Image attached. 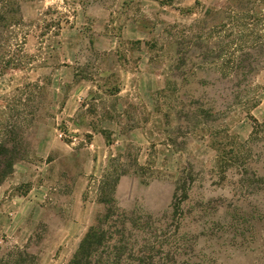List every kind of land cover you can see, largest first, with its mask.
<instances>
[{
	"label": "rangeland",
	"instance_id": "rangeland-1",
	"mask_svg": "<svg viewBox=\"0 0 264 264\" xmlns=\"http://www.w3.org/2000/svg\"><path fill=\"white\" fill-rule=\"evenodd\" d=\"M18 1L21 66L0 76V107L27 128L26 154L0 185V264H68L99 223L89 264H264V151L228 155L264 122V6L247 39L260 37V68L240 93L214 66L192 72L187 50L207 11L206 41L226 40L213 26L229 23L227 0ZM81 82L103 93L83 99Z\"/></svg>",
	"mask_w": 264,
	"mask_h": 264
},
{
	"label": "trees",
	"instance_id": "trees-1",
	"mask_svg": "<svg viewBox=\"0 0 264 264\" xmlns=\"http://www.w3.org/2000/svg\"><path fill=\"white\" fill-rule=\"evenodd\" d=\"M257 4L264 6V0H227L220 10L222 15L224 12H227V21L229 23L226 22L224 24L220 21L219 25L213 27L218 28L219 31H229V33L225 38L226 40H221L218 43H208L206 41V18L210 14L209 11L205 12L204 21L199 22L196 26L189 27V32L192 35L189 37L187 50L190 53L189 61L192 72H208L210 67L214 66L219 69L224 79L236 83L238 92H247L251 77L259 70V65L261 64V61L253 57L252 54L255 48H259L260 37L255 38V42L253 43L247 40L249 37L255 35L254 30L257 29L256 25H253L257 17L254 15V10H257L259 7ZM259 11L260 9L257 12ZM20 26H25L20 2L18 0H0V76L21 66V61L15 59L11 50V46L15 40L13 29ZM250 26H253L252 31L248 29L251 28ZM248 104L254 107L257 101H248ZM0 109L1 185L13 174L14 166L24 160L26 154L25 130L27 128L23 129L21 125H15V119H20L15 112L16 109L8 104L0 107ZM208 112L196 109L193 115L203 121ZM251 121L253 127L248 140L243 143H234L233 146H231L232 143L230 144L228 155L231 159L237 157V159L244 162L247 160V153H250L253 149L258 148L259 151H264V122L258 123L253 118H251ZM214 151L217 153L218 162L228 160L226 159L228 158L227 153L222 149H214ZM223 163L225 164V161ZM179 181L181 183L176 186L174 193L175 213L180 211L182 204L189 197L190 184L193 180L191 178V171L188 168L183 170ZM114 188L115 184L112 186L109 197L113 195ZM108 203L110 211L113 206V200L110 198ZM101 226L99 223L89 228L68 264H89L93 252H96L103 243Z\"/></svg>",
	"mask_w": 264,
	"mask_h": 264
},
{
	"label": "crops",
	"instance_id": "crops-1",
	"mask_svg": "<svg viewBox=\"0 0 264 264\" xmlns=\"http://www.w3.org/2000/svg\"><path fill=\"white\" fill-rule=\"evenodd\" d=\"M123 45V44H122ZM95 46V49L97 50V51H99L98 49H99V45H98V43L97 44H95L94 45ZM119 47H121V45L120 44H118V48ZM117 53V52H116ZM120 55V54H119ZM109 57H111V55H109ZM110 63L112 62V61H110V60H108ZM110 63H109V65H110ZM111 65H113L112 63H111ZM65 67V69H69L70 68V70L74 73V69L72 68V67H70L69 65L68 66H64ZM110 67V66H109ZM72 80H74V75H72V79H71V81ZM70 81V82H71ZM103 87H100V85L98 84V82H89V83H85V82H81V84L76 88V92H77V95L78 96H82V98L83 99H85V97L86 96H88L91 92H97V93H103ZM106 92L107 91H104V94H106ZM76 97V99H78V101L80 102V98L79 97ZM81 98V99H82ZM75 110H77V107L75 108ZM96 118H98V119H104V118H106V117H103V115L101 116V115H97L96 116ZM93 135L95 136L96 134H94L93 133ZM99 135V134H98ZM4 188H6V185L2 188L1 187V190H3Z\"/></svg>",
	"mask_w": 264,
	"mask_h": 264
}]
</instances>
